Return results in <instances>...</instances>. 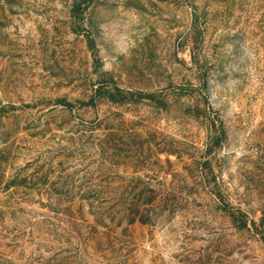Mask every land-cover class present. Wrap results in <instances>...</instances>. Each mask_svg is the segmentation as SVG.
<instances>
[{
	"label": "rangeland",
	"instance_id": "rangeland-1",
	"mask_svg": "<svg viewBox=\"0 0 264 264\" xmlns=\"http://www.w3.org/2000/svg\"><path fill=\"white\" fill-rule=\"evenodd\" d=\"M0 264H264V0H0Z\"/></svg>",
	"mask_w": 264,
	"mask_h": 264
}]
</instances>
